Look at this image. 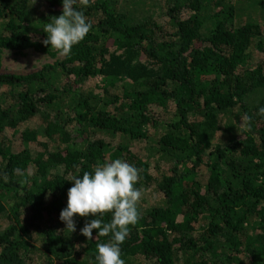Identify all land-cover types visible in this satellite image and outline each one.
Instances as JSON below:
<instances>
[{
    "label": "trees",
    "instance_id": "16d2710c",
    "mask_svg": "<svg viewBox=\"0 0 264 264\" xmlns=\"http://www.w3.org/2000/svg\"><path fill=\"white\" fill-rule=\"evenodd\" d=\"M76 7L92 30L69 56L0 73V264H98L111 235L80 231L97 217L76 215L75 232L59 217L71 176L118 158L140 169L143 192L125 264H264V60L252 56L264 0ZM62 10V0H0V70L8 51L55 56L43 29Z\"/></svg>",
    "mask_w": 264,
    "mask_h": 264
},
{
    "label": "clouds",
    "instance_id": "9594fccd",
    "mask_svg": "<svg viewBox=\"0 0 264 264\" xmlns=\"http://www.w3.org/2000/svg\"><path fill=\"white\" fill-rule=\"evenodd\" d=\"M91 0H62L63 10L59 16H52L45 24L47 38L42 43L51 45L61 56H69L72 48L82 42L92 30V24L81 7L90 6ZM264 115V108L259 109ZM251 118L242 117V123L250 124ZM15 173L24 175V170L14 169ZM3 179L8 180L7 174ZM140 179V169L123 159H115L98 163L92 172L72 175L73 186L68 189L67 207L60 213V220L66 224V230L76 231L74 217L95 216L86 222L80 230L89 240L93 239V230H98L97 237L111 235L108 242L97 243L96 260L98 264H125L121 258V245L129 235V226L139 222V203L143 192L136 187ZM25 181H22L24 183ZM112 214L110 221L105 222L103 216ZM96 237V238H97Z\"/></svg>",
    "mask_w": 264,
    "mask_h": 264
},
{
    "label": "rangeland",
    "instance_id": "374dc122",
    "mask_svg": "<svg viewBox=\"0 0 264 264\" xmlns=\"http://www.w3.org/2000/svg\"><path fill=\"white\" fill-rule=\"evenodd\" d=\"M41 10L42 11L45 10V7H43ZM252 56H253L254 64H258L262 62L264 60V46L263 49L255 48L254 51L252 52ZM64 57L65 56L59 55V53H56V55L53 56L51 55V53L46 54L43 52H39L36 51L34 48H32L31 50H24L20 54H18L15 51H8L3 57V65L0 70V73L28 75L32 72L38 71L39 69L43 68L46 64H53L58 60L62 61ZM100 83H101V77H97L88 83L87 88L89 90L95 89V86L99 85ZM38 123L39 120H36L35 122L31 123V127L34 128V126L37 125ZM9 134L12 135L10 132ZM147 147H148V143L144 140V141H140L139 143H136L134 150L145 154ZM144 197L146 200H150L149 197L147 196ZM144 205H146V202H144Z\"/></svg>",
    "mask_w": 264,
    "mask_h": 264
}]
</instances>
